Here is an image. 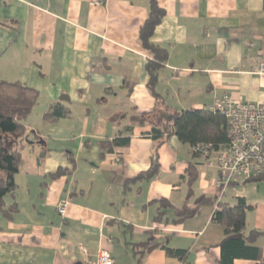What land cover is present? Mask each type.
<instances>
[{"label":"crops","instance_id":"crops-1","mask_svg":"<svg viewBox=\"0 0 264 264\" xmlns=\"http://www.w3.org/2000/svg\"><path fill=\"white\" fill-rule=\"evenodd\" d=\"M158 3L165 16L152 40L169 56L155 91L164 104L204 108L224 94L264 104V0ZM148 16L149 0H0V80L39 92L21 142L27 159L8 202L19 211L0 214V264H91L101 249L114 264H219L218 203L181 222L172 210L159 221L163 198L178 208L196 207L201 195L229 205L244 198L247 231H264V180L233 183L219 196L218 169L175 134L156 140L150 124L136 125L127 146L101 148L127 135L133 115L158 105L149 87L152 56L140 40ZM55 102L69 114L48 122L44 112ZM156 151L160 172L132 181L150 169ZM61 167L69 173L53 178ZM162 242L188 250L186 257L153 246ZM256 244L264 255V235Z\"/></svg>","mask_w":264,"mask_h":264},{"label":"trees","instance_id":"trees-1","mask_svg":"<svg viewBox=\"0 0 264 264\" xmlns=\"http://www.w3.org/2000/svg\"><path fill=\"white\" fill-rule=\"evenodd\" d=\"M164 16L165 10L159 5L158 0H149V16L140 29L142 47L152 56L147 62L150 75L149 87L157 97L158 105L151 112L133 115L132 124L126 126L123 131L126 136L122 134L112 141H101L99 144L103 150L109 152L116 146H127L135 126L148 124L152 126L150 135L154 139L159 140L164 136L175 134L181 142L189 144L196 155L200 153L195 151L194 147L200 143L211 144L214 149L229 143L227 121L221 113L212 112L207 107L173 110L164 104L155 91L158 72L169 56L166 48L152 40ZM38 102L39 92L34 87L21 82L0 80V214L5 217H10L19 211L18 203L8 204L6 198L15 195L17 188L15 176L24 163V145L21 142L27 131L25 121L33 113ZM68 114L69 109L62 102H55L45 110L43 119L55 122ZM160 169L161 164L156 151L152 155L150 169L139 174L132 181L150 179L158 174ZM67 173L69 169L61 167L51 176L56 178ZM253 180H263V177ZM214 200L218 204L214 209L212 220L224 227V237L219 244L221 248L219 264H233L238 258L254 260L255 264H264L263 250L256 244L257 239L264 235V231L257 229L247 231L246 215L251 206L244 198H239L235 205H229L219 201L218 197L201 195L197 198L194 208H189L186 204L178 208L163 198L159 200L160 207L156 220L168 221V213L172 210L175 222L184 221L193 217L202 205ZM153 246H162L168 254L181 259H184L188 253L186 249H173L165 242L155 243Z\"/></svg>","mask_w":264,"mask_h":264},{"label":"built area","instance_id":"built-area-1","mask_svg":"<svg viewBox=\"0 0 264 264\" xmlns=\"http://www.w3.org/2000/svg\"><path fill=\"white\" fill-rule=\"evenodd\" d=\"M259 71L264 72V62ZM212 112L225 116L228 126L229 143L219 149L211 144L200 143L194 147L208 160V164L218 169L216 181L218 195L222 196L226 188L233 183L263 177L264 180V104L235 100L224 94L207 106ZM68 203L58 205L60 214L65 215ZM83 251L87 254L85 248ZM110 250L101 249L91 264H114Z\"/></svg>","mask_w":264,"mask_h":264},{"label":"rangeland","instance_id":"rangeland-1","mask_svg":"<svg viewBox=\"0 0 264 264\" xmlns=\"http://www.w3.org/2000/svg\"><path fill=\"white\" fill-rule=\"evenodd\" d=\"M34 113H37V112L33 111L32 117H33V115H36V114H34ZM26 153H27V152H24V155H25L24 159H25V158L27 159V154H26ZM6 200H7V202H9V197H7Z\"/></svg>","mask_w":264,"mask_h":264}]
</instances>
